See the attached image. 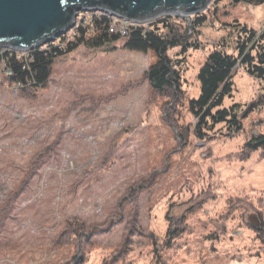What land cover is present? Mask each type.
Returning <instances> with one entry per match:
<instances>
[{"label": "rangeland", "instance_id": "374dc122", "mask_svg": "<svg viewBox=\"0 0 264 264\" xmlns=\"http://www.w3.org/2000/svg\"><path fill=\"white\" fill-rule=\"evenodd\" d=\"M202 13L177 95L150 86L153 50L120 41L54 60L36 89L0 75V264H264V150L246 145L264 81L237 69L225 103L254 108L232 138L197 141L187 106L209 50L236 22L261 27L264 2Z\"/></svg>", "mask_w": 264, "mask_h": 264}, {"label": "trees", "instance_id": "16d2710c", "mask_svg": "<svg viewBox=\"0 0 264 264\" xmlns=\"http://www.w3.org/2000/svg\"><path fill=\"white\" fill-rule=\"evenodd\" d=\"M77 18L80 22L75 28L41 47L25 52L0 49V75L22 89H36L48 81L54 60L79 47L109 51L120 41L122 47L130 50H153L156 57L146 73L150 86L157 92L168 90L177 95L186 83L188 55L201 48L199 34L207 22L204 13L194 15L190 20L161 16L148 23L128 25L123 35L106 14L78 13ZM231 27L234 35L229 42L225 39L217 41L201 63L197 71L198 92L187 102L188 111L194 118L190 130L199 142L232 138L244 130L243 122L253 111L252 104L225 103L232 96L233 77L238 68L264 81V24L254 28L236 22ZM263 129L259 123L251 128L246 141L248 147L264 150ZM182 231L173 230L171 238L176 239Z\"/></svg>", "mask_w": 264, "mask_h": 264}, {"label": "water", "instance_id": "95a60500", "mask_svg": "<svg viewBox=\"0 0 264 264\" xmlns=\"http://www.w3.org/2000/svg\"><path fill=\"white\" fill-rule=\"evenodd\" d=\"M262 3L264 0H249ZM211 0H0V49L41 47L74 27L79 12H99L133 23L161 16L190 19Z\"/></svg>", "mask_w": 264, "mask_h": 264}, {"label": "built area", "instance_id": "2783aa9c", "mask_svg": "<svg viewBox=\"0 0 264 264\" xmlns=\"http://www.w3.org/2000/svg\"><path fill=\"white\" fill-rule=\"evenodd\" d=\"M110 18H112V17H110ZM114 20H116V19H114ZM113 19H112V22H113V25L118 29V30H122L121 32H122V34L123 35H125V33L123 32V30H125V27H127L128 25H124V24H117V22H115ZM131 23H133V22H131ZM148 23V22H147ZM137 24H140V23H133V24H131V25H137Z\"/></svg>", "mask_w": 264, "mask_h": 264}]
</instances>
